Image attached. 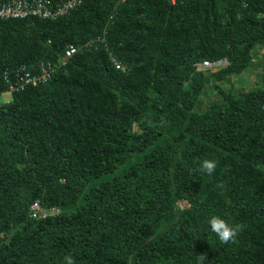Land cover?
<instances>
[{"label":"trees","instance_id":"16d2710c","mask_svg":"<svg viewBox=\"0 0 264 264\" xmlns=\"http://www.w3.org/2000/svg\"><path fill=\"white\" fill-rule=\"evenodd\" d=\"M22 1L0 15V264H264V0Z\"/></svg>","mask_w":264,"mask_h":264},{"label":"built area","instance_id":"2783aa9c","mask_svg":"<svg viewBox=\"0 0 264 264\" xmlns=\"http://www.w3.org/2000/svg\"><path fill=\"white\" fill-rule=\"evenodd\" d=\"M2 0H0L1 2ZM11 1V0H9ZM7 0V2H3L0 4V15L4 17H9V16H24L26 14V6L23 4L24 2L22 0H13V2H10ZM81 0H71L67 2L66 8H73L79 3ZM172 3H174L176 0H170ZM72 52H75V50H72ZM71 54V53H69ZM214 64L206 62L204 66L210 67L213 66ZM124 69L123 67L118 65V68ZM47 74L48 70L44 69L43 75L41 76V79H47ZM7 96H10V91L7 93ZM182 206H189L186 203H183ZM32 209V216L35 218H48V217H53L59 214V210L56 208L49 209V208H42L39 203H35L31 207Z\"/></svg>","mask_w":264,"mask_h":264},{"label":"clouds","instance_id":"9594fccd","mask_svg":"<svg viewBox=\"0 0 264 264\" xmlns=\"http://www.w3.org/2000/svg\"><path fill=\"white\" fill-rule=\"evenodd\" d=\"M215 169L216 161L214 159H204L199 165V170L209 175L213 174ZM208 226L218 239L225 243L234 238L237 232L236 226L219 215L212 216L208 221ZM64 264H74V257L71 253L64 256Z\"/></svg>","mask_w":264,"mask_h":264},{"label":"rangeland","instance_id":"374dc122","mask_svg":"<svg viewBox=\"0 0 264 264\" xmlns=\"http://www.w3.org/2000/svg\"><path fill=\"white\" fill-rule=\"evenodd\" d=\"M258 71H262V68H261V65L259 66V69ZM245 78H247V82H246V85L249 87L251 84H252V80H254L256 78L255 75H250V74H247L245 75ZM235 81H239V77L235 78L234 79ZM237 86V85H236ZM238 87V86H237Z\"/></svg>","mask_w":264,"mask_h":264},{"label":"crops","instance_id":"0c3cea01","mask_svg":"<svg viewBox=\"0 0 264 264\" xmlns=\"http://www.w3.org/2000/svg\"><path fill=\"white\" fill-rule=\"evenodd\" d=\"M245 77V76H244Z\"/></svg>","mask_w":264,"mask_h":264}]
</instances>
